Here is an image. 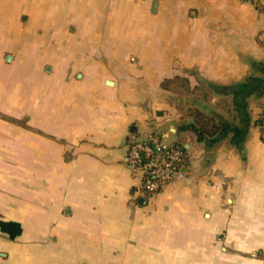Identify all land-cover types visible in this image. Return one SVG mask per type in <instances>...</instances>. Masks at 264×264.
<instances>
[{"label": "crops", "instance_id": "crops-1", "mask_svg": "<svg viewBox=\"0 0 264 264\" xmlns=\"http://www.w3.org/2000/svg\"><path fill=\"white\" fill-rule=\"evenodd\" d=\"M263 86L251 2L0 0V264H264ZM154 131L189 158L142 206Z\"/></svg>", "mask_w": 264, "mask_h": 264}, {"label": "built area", "instance_id": "built-area-1", "mask_svg": "<svg viewBox=\"0 0 264 264\" xmlns=\"http://www.w3.org/2000/svg\"><path fill=\"white\" fill-rule=\"evenodd\" d=\"M243 1L261 6V0ZM128 146V167L141 182V197L147 199L181 176L189 158L185 150L167 145L159 131H154L145 140L131 134Z\"/></svg>", "mask_w": 264, "mask_h": 264}, {"label": "rangeland", "instance_id": "rangeland-1", "mask_svg": "<svg viewBox=\"0 0 264 264\" xmlns=\"http://www.w3.org/2000/svg\"><path fill=\"white\" fill-rule=\"evenodd\" d=\"M261 7L262 8H264V0H261ZM44 25V23H42V26ZM25 25H22V27H24ZM44 27V26H43ZM30 38H25V37H23L22 39H21V41H22V43H24L25 42V40H29ZM36 40H37V44H38V47H39V53H38V56H40V55H45V53H44V51H45V44H46V38L44 37V36H38L37 38H36ZM61 40V39H60ZM70 40H72L71 38H66V41L68 42V41H70ZM44 71V70H43ZM28 119V118H27ZM24 122H23V124H25V120H23ZM27 121V120H26ZM124 263V262H123Z\"/></svg>", "mask_w": 264, "mask_h": 264}, {"label": "trees", "instance_id": "trees-1", "mask_svg": "<svg viewBox=\"0 0 264 264\" xmlns=\"http://www.w3.org/2000/svg\"><path fill=\"white\" fill-rule=\"evenodd\" d=\"M249 86H250L249 84L241 85L238 89L240 91H244V90L246 91ZM237 106H238L240 112H243V111L246 112L247 111L246 103L244 102V100H242V101L237 100Z\"/></svg>", "mask_w": 264, "mask_h": 264}, {"label": "water", "instance_id": "water-1", "mask_svg": "<svg viewBox=\"0 0 264 264\" xmlns=\"http://www.w3.org/2000/svg\"><path fill=\"white\" fill-rule=\"evenodd\" d=\"M138 203H139L140 205H142V206L146 205V203H147V198H144V197L140 198Z\"/></svg>", "mask_w": 264, "mask_h": 264}]
</instances>
